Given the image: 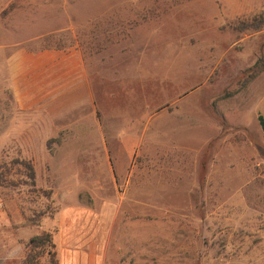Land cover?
<instances>
[{
    "label": "rangeland",
    "instance_id": "374dc122",
    "mask_svg": "<svg viewBox=\"0 0 264 264\" xmlns=\"http://www.w3.org/2000/svg\"><path fill=\"white\" fill-rule=\"evenodd\" d=\"M0 12V264L59 263L57 234L76 264H264V72L252 79L264 25L232 27L264 0H0ZM17 48L83 52L94 101L65 133L8 124Z\"/></svg>",
    "mask_w": 264,
    "mask_h": 264
},
{
    "label": "crops",
    "instance_id": "0c3cea01",
    "mask_svg": "<svg viewBox=\"0 0 264 264\" xmlns=\"http://www.w3.org/2000/svg\"><path fill=\"white\" fill-rule=\"evenodd\" d=\"M41 27L48 26L44 24ZM7 61V90L14 117L8 124L16 125L17 134L39 133L44 135L41 139H50L54 134L65 133L72 124L71 120L65 119L71 110L81 109L94 101L81 50L32 51L17 48ZM18 138L35 139L29 136ZM70 213L64 211L58 215L61 228ZM58 236L55 237V247L59 264H76L75 253L66 243L63 245ZM85 260L86 257L83 258Z\"/></svg>",
    "mask_w": 264,
    "mask_h": 264
},
{
    "label": "trees",
    "instance_id": "16d2710c",
    "mask_svg": "<svg viewBox=\"0 0 264 264\" xmlns=\"http://www.w3.org/2000/svg\"><path fill=\"white\" fill-rule=\"evenodd\" d=\"M257 22V24H256ZM264 25V15L260 16L259 18L255 19L254 21L250 22V21H239L237 24L233 25L232 27L234 29H236L237 31H246L249 30L251 28H255V29H261ZM252 79L256 78L257 76H259L260 74H262L264 72V55L260 56L255 65L252 67ZM261 126L264 129V117L260 116L259 117ZM19 164L23 165L27 170H28V177L31 180L32 185L36 184V172L34 170V167L32 165V163L30 161L27 160H20L18 162ZM201 170H203L205 172L206 170V163L203 164V166L201 167ZM204 174H201V179L204 178L203 176ZM44 240H48L50 242H52V234L51 233H45L42 236H37L35 237L32 241L34 243H40ZM51 264H59L58 261L56 260L55 256H53Z\"/></svg>",
    "mask_w": 264,
    "mask_h": 264
},
{
    "label": "built area",
    "instance_id": "2783aa9c",
    "mask_svg": "<svg viewBox=\"0 0 264 264\" xmlns=\"http://www.w3.org/2000/svg\"><path fill=\"white\" fill-rule=\"evenodd\" d=\"M4 203L3 200L0 197V214L3 212Z\"/></svg>",
    "mask_w": 264,
    "mask_h": 264
}]
</instances>
